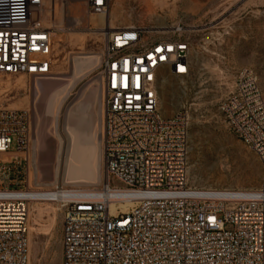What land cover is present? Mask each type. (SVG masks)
I'll use <instances>...</instances> for the list:
<instances>
[{"label": "built area", "instance_id": "built-area-1", "mask_svg": "<svg viewBox=\"0 0 264 264\" xmlns=\"http://www.w3.org/2000/svg\"><path fill=\"white\" fill-rule=\"evenodd\" d=\"M87 5L104 15L110 0ZM56 16L47 0H0V78L53 75ZM159 30L132 26L105 36L99 81L107 182L73 197L63 196L67 190L59 186L37 189V202L63 210L62 264H264V98L258 77L240 70L220 112L257 155L262 188L199 187L189 177L188 115L177 111L165 118L159 107L163 72L191 76L192 43L181 24ZM33 138L30 110L0 107V154H14L0 166V264H30L33 201L28 190L12 187L10 177L12 164L27 160Z\"/></svg>", "mask_w": 264, "mask_h": 264}, {"label": "rangeland", "instance_id": "rangeland-1", "mask_svg": "<svg viewBox=\"0 0 264 264\" xmlns=\"http://www.w3.org/2000/svg\"><path fill=\"white\" fill-rule=\"evenodd\" d=\"M263 5L264 0H110L108 19L100 20L101 16L88 8L87 0H47V8L55 7V24L59 28L53 75L42 80L30 76L0 78V107L30 110L33 116L31 150L27 160L21 157L12 164V187L35 191L37 185L54 184L53 165L60 144L58 134L66 150L68 126L78 125L89 133H97L100 138L99 179L95 183H68L63 160L57 186L66 190H100L106 182L99 81L105 34L111 27L140 26L158 31L161 27L181 24L192 43V74L188 79H181L163 72L159 107L165 118L177 111L188 115L190 181L207 189L260 190L259 159L228 128L220 107L233 91L238 72L244 68L255 72L264 98ZM59 37L63 41H57ZM89 56H98L93 60L99 61L98 64L91 62L77 74L75 64L86 62ZM18 80L24 85L16 86ZM36 81L42 85L39 89L35 87ZM55 100L59 103L55 109L59 133L54 126V109L48 112L50 102ZM37 137L42 151L39 162L34 154ZM11 150H15V144ZM47 150L51 158L47 157ZM2 161L3 155H0V166ZM45 165H52L47 174ZM15 166L18 169L14 170ZM36 203L30 204V264H62L63 210L57 204L37 208Z\"/></svg>", "mask_w": 264, "mask_h": 264}, {"label": "bare ground", "instance_id": "bare-ground-1", "mask_svg": "<svg viewBox=\"0 0 264 264\" xmlns=\"http://www.w3.org/2000/svg\"><path fill=\"white\" fill-rule=\"evenodd\" d=\"M108 14L109 13L107 12L104 15H100L101 16L100 20H101V18L102 19L104 18L105 20L108 19V16H109ZM116 30H118V29L111 27V28H109L108 33L114 32ZM108 33L105 34V36H107ZM57 41L61 42V41H63V38L59 37V38H57ZM85 57L86 56H84V58ZM95 59H98V56L97 57H94V56L90 57L89 56V57L86 58V60H87L86 62H78L77 61V63L75 64L76 65L75 68L77 70V74H79L78 71L82 70L86 65L92 64L91 62L97 63V62L100 61V60L96 61V62L93 61ZM80 72H82V71H80ZM63 79L61 78V80H63ZM55 80H57V79H55ZM39 82H37V81L35 82L36 83L35 84L36 89L37 88L39 89V87L42 86V85L40 86ZM11 84L12 83H10L9 85L11 86ZM17 85L23 86L24 84H23L22 80H18L16 82V86ZM56 100L55 101H51L49 106H48V104H47V106H48V112H52V110L54 109V111H53L54 112V114H53L54 116L53 117H54V124L55 125L54 124L53 125L55 126L56 133H59V131H58L59 130V128H58L59 127L58 126L59 125V118L55 114V109H57V106L59 105V103ZM80 109H81V107L79 108V110ZM82 113H83V111H82ZM77 124H78V121H77ZM81 124H83V123H81ZM81 126H83V125H81ZM66 132H67V141H68V146H67L66 150L64 149L63 139L58 134V139L60 140V144L58 146V149H57V152H56V155H55L56 156V158H55L56 162H54L55 163L54 165L52 164L53 167H54L55 183L51 184L50 186H39V185H37L38 189H50V187H56L58 185L57 181H58V178H59V175H60V169L62 168L63 160L65 162L64 173L66 175V179H67L68 183L74 184V185L75 184H79V183H95L99 179L98 166H99V158H100V155H101V146H100V138H99V136H97V133L96 134H94V132L89 133L90 131L88 132V131L84 130L83 128L81 129V127H79L78 125H71L70 127L68 126V129H67ZM38 142H39V137H37V149H34L35 150L34 154H35V157H36V161H38L40 156H42L41 155L42 151L40 150V147H38ZM45 153H46L47 157L51 158V153L49 152V150H47ZM0 155H3V160H5V161H10L12 159V157L14 156V154H12V153L0 154ZM52 165H45L46 166L44 168V173L45 174H47V173H49L51 171ZM106 182H107V176H106ZM75 192H81L82 194H90V193H95L97 191L96 190H88V189H84V190H67V193L64 194L63 196L73 197V194ZM26 196L30 200L37 202V190H35V191L33 190V191L27 192ZM36 204H37V208H38L40 206L42 207V206H46V205L54 206L56 203H53V202H37ZM129 206H130V204L128 202L125 203V204H121V207H122L123 210H127ZM54 209L57 212L58 209L55 208V207H54ZM115 209H116V206L113 204L112 205V212L113 213H115ZM39 211H41V210L39 209Z\"/></svg>", "mask_w": 264, "mask_h": 264}]
</instances>
